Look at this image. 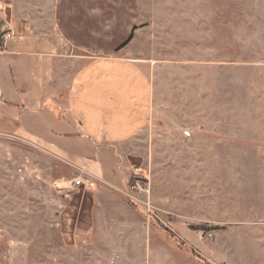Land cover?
<instances>
[{
    "label": "rangeland",
    "instance_id": "obj_1",
    "mask_svg": "<svg viewBox=\"0 0 264 264\" xmlns=\"http://www.w3.org/2000/svg\"><path fill=\"white\" fill-rule=\"evenodd\" d=\"M11 1L140 65L151 114L122 190L60 188L80 169L0 132V264H264V0Z\"/></svg>",
    "mask_w": 264,
    "mask_h": 264
},
{
    "label": "crops",
    "instance_id": "obj_2",
    "mask_svg": "<svg viewBox=\"0 0 264 264\" xmlns=\"http://www.w3.org/2000/svg\"><path fill=\"white\" fill-rule=\"evenodd\" d=\"M14 6L0 0V38L12 33L0 41V132L29 138L93 182L122 190L118 148L150 120L147 72L128 58L85 59L57 23L40 24Z\"/></svg>",
    "mask_w": 264,
    "mask_h": 264
},
{
    "label": "built area",
    "instance_id": "obj_3",
    "mask_svg": "<svg viewBox=\"0 0 264 264\" xmlns=\"http://www.w3.org/2000/svg\"><path fill=\"white\" fill-rule=\"evenodd\" d=\"M12 36L11 32H6L3 35V40H4V44H6L7 40ZM84 171L82 172V175L76 176L71 180H66L64 182H61V184L59 183V187L60 188H74V187H79L82 185H86L89 184V181L84 177ZM137 186H139V184H137Z\"/></svg>",
    "mask_w": 264,
    "mask_h": 264
},
{
    "label": "trees",
    "instance_id": "obj_4",
    "mask_svg": "<svg viewBox=\"0 0 264 264\" xmlns=\"http://www.w3.org/2000/svg\"><path fill=\"white\" fill-rule=\"evenodd\" d=\"M133 38V32L130 34V36L118 47V49L122 48L123 46H125L126 44L129 43V41ZM1 44L3 45L4 40H3V36L0 38ZM3 47V46H2Z\"/></svg>",
    "mask_w": 264,
    "mask_h": 264
}]
</instances>
